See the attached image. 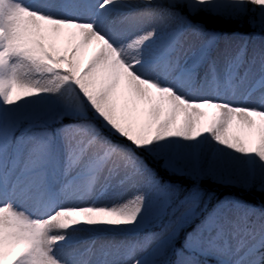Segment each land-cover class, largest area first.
<instances>
[{"label": "snow or ice", "instance_id": "1", "mask_svg": "<svg viewBox=\"0 0 264 264\" xmlns=\"http://www.w3.org/2000/svg\"><path fill=\"white\" fill-rule=\"evenodd\" d=\"M248 5L0 0V264H264V207L201 213L148 160L264 192V41L194 22Z\"/></svg>", "mask_w": 264, "mask_h": 264}, {"label": "trees", "instance_id": "2", "mask_svg": "<svg viewBox=\"0 0 264 264\" xmlns=\"http://www.w3.org/2000/svg\"><path fill=\"white\" fill-rule=\"evenodd\" d=\"M194 22L198 23L205 32H213L217 38L221 35L225 36L238 30L246 32L248 29L245 24L244 15L240 16L238 21H231L213 14L203 13L195 18ZM17 135H19V133H17ZM148 160L150 165L156 169L158 174L165 181L171 182L179 188L181 198L193 189H198L203 194L202 202L198 209L201 213L206 214L207 212L212 211L215 205L224 199H237L253 208L264 207V194L248 191L247 188L241 185V178L239 177H234L235 180L231 187L223 188L215 183L214 175H204L199 179L194 180L189 176H172L169 173L161 174L158 171L160 165L151 157H149Z\"/></svg>", "mask_w": 264, "mask_h": 264}, {"label": "rangeland", "instance_id": "3", "mask_svg": "<svg viewBox=\"0 0 264 264\" xmlns=\"http://www.w3.org/2000/svg\"><path fill=\"white\" fill-rule=\"evenodd\" d=\"M247 7L249 10L245 14H243L245 18V24L247 25V28H248L247 31L244 32V31L238 30V31L231 32L230 34L225 35V36L223 35L219 36L216 42L217 47L219 49H224L225 47L238 44L242 40H248L250 43L251 42L260 43L261 41H264V29H262L258 23V20H259L258 12L254 10V6L248 5ZM219 17H223L231 21L239 20V18L229 19L228 17H225V16H219ZM206 33L214 34L213 32H210V31H206ZM158 171L161 174H168L167 172L163 170L161 166L158 168ZM235 176L241 178V174L237 173L235 170H233L232 172H224V173L216 174L214 175L215 183L219 186H222L223 188H229L234 183ZM247 189L248 191H252L254 193L264 194V192H261L259 190V181H257L256 185L253 188H250V189L247 188ZM131 194H132L131 192L128 193V195H131ZM137 238H139L138 235H129L127 237H120V236L115 237L116 240H120V239L132 240V239H137ZM138 255H142V253H138Z\"/></svg>", "mask_w": 264, "mask_h": 264}]
</instances>
